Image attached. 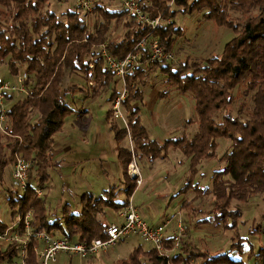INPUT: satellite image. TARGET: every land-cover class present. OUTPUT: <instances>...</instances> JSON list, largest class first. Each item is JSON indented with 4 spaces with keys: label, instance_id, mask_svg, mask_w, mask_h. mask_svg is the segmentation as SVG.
<instances>
[{
    "label": "trees",
    "instance_id": "1",
    "mask_svg": "<svg viewBox=\"0 0 264 264\" xmlns=\"http://www.w3.org/2000/svg\"><path fill=\"white\" fill-rule=\"evenodd\" d=\"M138 1L152 18L160 16L165 23L152 30L136 21L125 9H107L101 6L100 0H96L89 13L80 10L75 2L77 10L68 9L66 20H61L54 11L46 8L49 0H0V6L6 8V11H0V62L10 57L13 80L26 74L28 85V93L5 110L6 131H0V188L5 169L14 163L17 151L36 161V179L33 174L31 178L38 187L44 188L50 180L49 171L59 165L53 153L56 135L62 132L69 117L79 111V107H73L70 101L73 100L75 105L76 93H86L80 82L64 84L67 71L81 74L89 89V95L85 94L81 102L100 96L120 79L107 66L103 47L114 58L122 60L134 52L147 35L153 34L165 50L173 54L176 43L184 34L175 22L179 13L199 12L205 19L232 27L236 32L220 56L204 61L187 58L178 64L158 60L146 63L126 76L127 94L121 104L127 112V126L116 130L115 135L121 142L130 134L133 146L118 148L123 174L121 185L115 184L97 196L84 193L80 198L81 210L77 212L70 204L62 202L61 214L55 213L54 217L46 209V199L43 195L39 197L33 188L21 194L17 190H9L12 220L17 213L24 219L31 210L33 233L68 236L87 243L96 238L106 239L110 210H116L118 214L137 189V177L129 173L133 158L146 157L153 161L158 157L165 158L173 148L180 150L191 165L190 174L179 193L211 194L214 198L209 214L190 202L184 203L183 207L190 208V213L206 214L196 224H210L224 231H234L230 248L213 252L205 240L197 245L184 238L179 250L165 256L155 248L145 249L139 244L127 258L112 264H192L196 260L197 264H245L242 258L245 255L253 258L263 253L261 249L256 254L250 238L242 236L240 225L244 206L253 199L262 202L264 220V0ZM94 10L102 19L89 30L87 19ZM112 25L122 26L125 29L123 36L111 37ZM19 64L26 65L25 72H19ZM155 67L166 76L168 90H176L183 95L190 93L194 97L195 118L188 121L197 125L193 136L183 132L177 138L160 142L150 137L142 123V110L136 102L144 99L140 86L148 84L150 71ZM32 74L35 75L34 80ZM242 85H246L249 93L253 92L249 117H235L226 112L218 120L217 114L233 104L234 89ZM112 90L109 100L114 103L117 92L115 87ZM12 97L13 94H8L6 99ZM222 138L231 141L230 149L221 157L225 165L214 170L211 187L194 184L193 177L199 164L217 157L219 139ZM122 193L125 199L118 201ZM7 228L8 225L0 220V231ZM17 229L21 234L25 233L23 220ZM261 229L262 223H258L253 231L257 235ZM167 243H171V238ZM38 244L36 239H32L27 257L17 262L16 258L22 257V244L9 243L5 250L0 249V264H39L35 249Z\"/></svg>",
    "mask_w": 264,
    "mask_h": 264
},
{
    "label": "rangeland",
    "instance_id": "2",
    "mask_svg": "<svg viewBox=\"0 0 264 264\" xmlns=\"http://www.w3.org/2000/svg\"><path fill=\"white\" fill-rule=\"evenodd\" d=\"M99 3L101 6L111 10L124 9L123 0H100ZM46 8L54 11L61 20H66L68 9L77 10L75 0H49ZM0 11H6V8L0 6ZM235 16L239 19L238 13H236ZM1 17L2 15L0 14V18ZM101 19L102 17L94 10L87 19L89 30ZM175 22L178 27L183 29L184 34L173 49L174 60L171 63L168 62L170 64H178L181 61H185L187 58L191 61H204L213 56H220L224 52L226 44L236 35L232 27L222 26L212 20H207L204 18L203 14L199 12L188 14L179 13L175 18ZM124 31L125 29L122 26L114 27L112 25L109 34L111 37L119 38L123 36ZM9 59L10 57H7L4 61L0 62V84L6 81H13V75L9 67ZM19 69L20 73L25 72L26 65L19 64ZM34 77L35 75L32 74V80H34ZM165 80L166 76L160 71V68L155 67L150 71L148 84L146 86H140L144 92V99L136 102V104L140 106L142 110V123L146 126L150 137L160 142H165L169 138H177L181 136L183 132L193 136L197 129V125L195 123H188V121L195 118V99L190 93L183 95L176 90H168ZM72 81L80 82L86 90L84 95L77 92L74 96V99L77 100V104L74 106L78 108L81 107V99L85 94H88L87 92H89V89L85 85L81 74H70L67 71L64 84L68 85V83ZM114 87L117 92L116 98L126 90L122 80L118 79L117 83H112L110 89L104 91L100 96L96 98L87 96L93 99L89 115L81 120L69 117L66 121L67 123L63 130L68 133V139H73L75 141L74 146L76 145L77 156L65 159V161L70 162L69 165H71L72 162H74V164L78 162V167L65 168V166H62L59 169L54 167L53 170L49 171L52 173V176L43 186L42 195L43 198L46 199V209L52 217H54L55 213L58 215L61 214V203L64 202L62 197L66 195L72 207L81 208L80 198L83 195H81V193L88 185L86 184L87 181L95 186L96 189L101 184L100 182H95L98 180V177L106 179L107 176H109L111 183H116L117 185L122 184L123 174L118 160V148H132L133 142L129 136L130 134L128 137H124L121 142L116 138V130L125 128L128 119L127 112L123 105H121L120 108L124 118H117L115 116L114 103L109 100ZM165 92L168 93V95H161ZM233 92V104L229 109L227 108L228 110H223L217 114L218 120H220L226 112L235 117H249L253 107V92L249 93L246 85L238 86ZM10 94H13V97L4 100L3 108L5 110H8L19 98L24 97L20 96L19 93L10 92ZM58 134L56 138L59 137ZM98 134L100 137L102 136L100 143L96 141ZM60 136H62V134H60ZM230 147L231 141L225 138L219 139L217 157L206 161L204 160L199 164L198 172L193 177V183L201 187H211L214 170L220 169L225 165L222 163L221 157ZM102 154H104V156L100 158ZM132 164V167L131 164L129 165V170L136 167L137 164L142 180L143 182L145 181L143 185L140 184L137 187L132 196L134 203L142 207L141 212L144 211L145 214L146 209L144 208V204L147 203L148 199L149 201L159 203L161 205V210L171 214L172 220L177 224L172 231L177 229L178 223L181 220L187 231L185 238L193 236V233L201 227V225L195 224V222L205 217L206 214L204 213L203 215L200 212L190 213V208H184L183 204L190 202L192 206L196 208L201 207L204 212L209 214L208 211L214 205V198L211 194L197 196L196 193L193 192L187 194L179 193L180 189L184 186L186 177L190 174V160L186 158L180 150L171 148L165 158L158 157L153 161H149L146 157H134ZM60 165L61 162H59L57 167H60ZM87 170H89V174ZM12 171L13 164L7 166L5 169L3 185L0 188V220L7 225L11 224L13 218L11 214L12 210L9 199L11 194L9 190H16L13 187ZM109 172H111V175L108 174ZM32 174L34 178L37 175L36 161ZM34 178H32V180ZM34 184L36 185L35 182ZM124 199L125 194L122 193L117 200L122 201ZM109 221H120L116 210H110ZM241 222L240 232L242 236L250 238L254 245V251L260 252L261 249L263 250V253L259 255V257H255V259L259 258L264 261V238L261 233L256 235L253 231L258 223H264L263 204L259 199H253L245 204L244 215ZM218 230H220L219 234ZM55 232H57V234L60 233L58 231ZM215 232L217 234L213 236L214 240L212 242L207 241L209 237L207 234L213 235ZM196 233L197 236L194 237V241L201 245L203 244L202 240H206L213 252H217L223 248L225 249L229 243L226 235H228L230 239L232 235H234V231H224L218 228V226H215L213 232L201 231L200 229V231ZM204 233H206V235ZM8 244L9 243L0 240V249L5 250ZM139 244H142L145 249L153 248L152 244L132 235L117 243L115 246L100 250L97 254L102 251L106 253L107 251L109 255L108 263H114L118 259L127 258L131 251ZM91 258H93V256L90 257V259ZM99 258H103V255H100ZM243 259L245 264H250L253 258L245 255ZM16 261H22V257H17ZM87 262H89L87 259L81 258L78 255H69L62 252L58 254L57 260L51 264H87ZM197 263L198 260L194 261L192 264ZM4 264H8V262ZM96 264H98L97 261Z\"/></svg>",
    "mask_w": 264,
    "mask_h": 264
},
{
    "label": "built area",
    "instance_id": "3",
    "mask_svg": "<svg viewBox=\"0 0 264 264\" xmlns=\"http://www.w3.org/2000/svg\"><path fill=\"white\" fill-rule=\"evenodd\" d=\"M75 2L80 10L84 13H89L92 11L96 0H75ZM123 7L136 21L150 26L152 30H155L159 24L165 23L160 16L152 18L147 11L142 9L138 0H123ZM102 54L107 66L123 81L124 86L126 76L146 63L152 64L158 60H164L166 62L174 60L173 54L166 51L158 38L153 34L147 35L136 46L135 51L128 54L122 60L114 58L105 47L102 48ZM91 67L93 66L91 65ZM26 79L27 75L23 74L18 75L12 82L6 81L0 84V131H6V111L3 108L4 100L10 92L25 96L28 93ZM126 94L125 90L114 101L113 106L117 118H124L120 106ZM34 165V159L25 158L19 151L15 153L12 171L13 187L18 192H24L29 188H33L37 195L41 197L42 188L36 186L34 180L31 178ZM134 173L137 175V185L142 184L143 180L140 173L138 171ZM118 218L120 220L119 222H110L107 226L106 239L96 238L90 243H87L77 239H71L68 236H53L46 232L33 233L31 231L32 211L30 210L24 219L20 213H17L15 219L8 225V228L4 232L0 231V240L7 243L19 242L22 244V258H26L31 240L36 239L39 242L35 248L39 264H51L57 260L59 253L64 252L69 255H78L81 258H89L96 255L100 250L115 246L117 243L132 235L152 244L153 248L160 255L170 256L179 250L183 239L187 235L186 227L181 220L178 223L177 229L168 235L169 221L159 224L151 223L142 216L132 199L119 211ZM22 220L25 224L24 234H21L17 229ZM261 234L264 238V223L262 224ZM168 238H171L170 244L167 243Z\"/></svg>",
    "mask_w": 264,
    "mask_h": 264
},
{
    "label": "crops",
    "instance_id": "4",
    "mask_svg": "<svg viewBox=\"0 0 264 264\" xmlns=\"http://www.w3.org/2000/svg\"><path fill=\"white\" fill-rule=\"evenodd\" d=\"M78 99H80V98H78ZM92 100L93 99H87L85 101H82L81 107H79V111L76 114H73L71 117L81 120L85 116L89 115V111L91 109ZM74 103H75L74 101H70V104L73 107H75ZM60 134H62V136H60ZM58 135H59V137L57 136L58 138H56V141H55V143L53 145V153H54V160L57 161V162H61V165H60V167H56V169H59L62 166L63 167L65 166V168H73V167L76 168V167H78V162H75V164H74V162H72L71 165H69L70 162H66L65 161V159L74 158L75 156H77L76 145L74 146L75 141L73 139H68V137H67L68 133L65 132L64 130L61 133H59ZM101 138H102V136L100 137V135L98 134L97 140H96L97 143L101 142ZM103 156H104V154H102L100 158H103ZM79 164H80V162H79ZM132 165L133 164L131 163V167H132ZM51 170H53V169H51ZM135 171H138L140 173L137 164H136V167H133L131 170H129L130 175L134 176V177H137L136 173H134ZM87 173L89 174V170H87ZM108 174L111 175V172H109ZM50 175L52 176V173H50ZM140 175H141V173H140ZM95 182H100L101 183L100 186L97 187V189L95 188V186H93L91 183H89V181H87L86 184H88V185L86 186L84 191L81 193V195L86 193V192L93 193L96 196L97 195H101L106 189H108L111 186L116 184V183H111V179H110L109 176H107L106 179H103L102 177H98V180H96ZM144 183H145V181L142 182V185ZM138 186L139 185H137V187ZM97 192H99V193H97ZM66 196L62 197V199L64 201L63 203L70 204V201H69V199ZM77 197H79V196H77ZM131 199L133 200V197H131ZM137 207H138L140 213L142 214V216L146 220L150 221L151 223L159 224V223H162V222L169 221L170 225L168 227V232H167L168 235H170L173 232L172 230L177 225L176 222L174 223V221L172 220L173 218H172V216H170L171 214H169V213H167L165 211L163 212L161 210V205L159 203H155V202L149 201V199H148L147 203L144 204V208L146 209L145 214H144V211L141 212L142 207H139V206H137ZM72 208H74V211H76V212L81 210V208H75V207H72ZM196 222H195V224H196ZM199 225H201V227H199L201 229V231L213 232L214 229H215L214 225H210V224H199ZM218 228H220V227H218ZM200 229L195 231L193 233V236H190V238H189V240H191L192 243L197 244V245H199V244L196 241H194V237L197 236L196 232H199ZM221 230H222V228H221ZM219 232H220V230H218V234H219ZM204 234L206 235V233H204ZM215 234H217V233L215 232L213 235L207 234L209 236L207 241L212 242L214 240L213 236ZM226 237L228 238L229 243L225 247V249L223 248L222 250L229 249L230 248L229 245L231 246V244H232L231 239L229 238V236L226 235ZM227 247H229V248H227ZM102 252H100L99 254L94 255L93 258H91V259H90V257L89 258H85V259H87L89 261V262H87V264H96V261L98 262V264H112V263H108L109 255H108L107 251H106V253H104V252L102 253ZM256 253H258V252H256ZM100 255H103V258H99ZM242 258H244V257H242ZM263 262L264 261L260 260L259 258L255 259V257H253V259L250 261V264H263Z\"/></svg>",
    "mask_w": 264,
    "mask_h": 264
}]
</instances>
